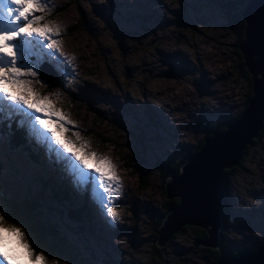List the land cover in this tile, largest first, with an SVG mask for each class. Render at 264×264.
Returning <instances> with one entry per match:
<instances>
[{"label": "rangeland", "instance_id": "rangeland-1", "mask_svg": "<svg viewBox=\"0 0 264 264\" xmlns=\"http://www.w3.org/2000/svg\"><path fill=\"white\" fill-rule=\"evenodd\" d=\"M247 2L44 0L45 11L34 15L43 17L41 25L49 21L62 25L63 31L52 39L66 53L64 59L75 58L70 67L45 47L47 41L35 35L20 34L9 41L14 56L0 53V68L14 63L17 69L37 72V79L46 86L45 94L59 88L67 100L57 107L75 122V126L68 125L69 137L80 133V143L87 144L85 153L107 158L118 178V184L105 181L104 186L97 179L95 186L88 185L83 200L79 191L83 185L74 173L69 174L71 163L84 170L79 161L38 125L49 142L35 143L24 133L20 119L10 120L0 110V185L6 193L11 198L26 197L24 201L29 196L43 199L46 191L38 190L36 175L39 181L50 177L70 197L66 203L52 199L50 192L55 189L49 187V205L43 201L32 217L42 229L54 225L40 241L0 204L6 221L24 229L35 251L56 264L71 258V264H211L212 257L205 259L195 250L200 242L188 229L157 247L161 250L152 251L156 240L152 228L162 217L166 200L159 165L177 161L171 159H178L182 146L194 150L212 128L234 120L246 106L250 81L240 69L237 44L243 31L237 16ZM78 8L90 29L80 27ZM22 24H0V32L18 31ZM167 71L171 75H161ZM36 115L32 113L33 118ZM12 124L22 130L21 142L19 130L11 137ZM182 155L187 159L186 153ZM138 159L134 165L132 160ZM139 176L146 178L147 188L138 191ZM227 185L224 248L253 247L264 238V130L231 172ZM106 186L109 193L104 192ZM72 200L96 209L95 216L86 208L87 213L82 212L83 229L76 219L79 215L68 211ZM108 206L118 212L119 221L107 214ZM32 207L36 210V205ZM70 222L73 225L68 227ZM98 236L107 240L101 248L97 247ZM81 245L92 246L95 255L99 248L107 262L91 254L84 259Z\"/></svg>", "mask_w": 264, "mask_h": 264}, {"label": "water", "instance_id": "water-1", "mask_svg": "<svg viewBox=\"0 0 264 264\" xmlns=\"http://www.w3.org/2000/svg\"><path fill=\"white\" fill-rule=\"evenodd\" d=\"M237 17L243 21V38L237 48L250 75L251 96L242 112L225 123L223 131L204 135L202 146L188 155L178 174L165 177L166 197H177L179 201L160 225L157 247L184 224L206 230L198 246L216 247L226 188L223 169L236 166L246 146L260 133L264 120V0H249ZM214 264H264V240L239 256L221 254Z\"/></svg>", "mask_w": 264, "mask_h": 264}, {"label": "clouds", "instance_id": "clouds-1", "mask_svg": "<svg viewBox=\"0 0 264 264\" xmlns=\"http://www.w3.org/2000/svg\"><path fill=\"white\" fill-rule=\"evenodd\" d=\"M41 19H43V17H41ZM44 25L46 27H41L36 31L37 35H43V33L51 27L60 29L59 32L53 33L56 36L63 31L62 25L55 21H49ZM54 43L57 46V42ZM59 51L61 55H66L62 50L59 49ZM74 59L73 56H68V61L70 63L73 62ZM69 83L72 84L74 82L70 81ZM45 87L46 86L37 79L36 74L30 69L21 70L0 68V96L4 97L5 100L12 104L19 106L23 110L39 114L35 117L36 124L39 128L43 129L44 132L49 133L53 141L62 149L68 147L72 149V153H75L79 150L81 145L80 133H71L73 138L69 137V128L67 125L72 124L75 126V122L69 118L68 113L57 107L58 104L64 103L67 100V97L59 88L45 94ZM61 137L63 139V145L59 143ZM203 138L201 139L202 141ZM199 142L200 141L197 143ZM187 151L190 150L187 149ZM227 189L228 185L223 193V203L228 197ZM88 211L90 212L89 209ZM115 212L116 215L112 218L119 221L121 217L116 210ZM171 238H173V235ZM169 240H167V243ZM263 240L264 238L255 242L252 249H255V247ZM105 242H107V240H105ZM243 249L236 251L229 250L232 253L226 254L230 256H239L240 254L238 253ZM0 262H3V264H56L55 261H49L44 256L43 252H37L31 247L26 233L21 226L4 220L2 216H0Z\"/></svg>", "mask_w": 264, "mask_h": 264}, {"label": "trees", "instance_id": "trees-1", "mask_svg": "<svg viewBox=\"0 0 264 264\" xmlns=\"http://www.w3.org/2000/svg\"><path fill=\"white\" fill-rule=\"evenodd\" d=\"M78 12H79V15L81 16L80 19H79L80 27L84 26V29L85 28L90 29V27L84 21V19L82 17V12H81V10L79 8H78ZM239 22H240V24H242V31H243V22H242V20H239ZM237 54L241 58L240 52H237ZM239 63H240V66L245 71V75H246L248 81H250V79H249L250 75L247 73L245 67L242 65V58H241ZM248 95H249V97L251 96L250 92L248 93ZM248 95H247V98H248ZM237 116L238 115H236V117ZM262 123L263 124H262V127L260 129V133H262L263 130H264V120H263ZM224 128L225 127H224V122H223V123L220 124V126L217 125V126H215V128H212L207 135H211L213 131H221ZM15 133H16L15 130H11L10 131L11 137H13L15 135ZM260 133H259V135H260ZM18 135L20 137V142H21L22 138H21V134L19 132H18ZM259 135L257 137H255V138H253L252 141L246 146V148L244 149L243 153L241 154L240 160H239L237 165H239V163L242 162L244 154L247 152L249 146L252 144V142H256L258 140ZM196 146L197 147H195V149L192 150V151H187V148L185 146H183L182 149L184 151H181V155L178 157V159H171V160H177V161H175L173 163H166L164 161L163 164L159 165V167H160L159 174L161 176V180H162L163 184H164V180H165V177L167 176V174H175L176 175V174H178L180 172L179 168L182 165V163H184L185 160H186V159L183 158V155H182L183 152L186 153L185 156H188L190 153L197 152L199 150V147L202 146V140H200V142L197 143ZM132 161H133L132 163L134 165H138V163L140 162V159L132 160ZM0 168H1L0 169V172H1V170L3 168V166L1 164H0ZM236 168H237L236 166H232L230 168H224L223 169L222 176H223V180L225 182V187L228 184V179L230 178L231 172L234 169H236ZM134 171L136 173V170H134ZM137 172L139 174H141V173H144L145 170H137ZM48 175H49V173H48ZM48 175H43V177L48 176ZM34 176H35V182L37 183V186H38V190L46 191V195H42L43 199H39L38 198V200H35L36 196H34V197L33 196H29L30 198H28L25 201L23 199H25L26 197H24L22 199L11 198L6 193L5 188L0 185V195H1L0 204H3V206L6 208V210H8L12 214H14V216L18 217V219L21 221V223L24 225V227L28 228V230L34 235V237L37 240L40 241V240H44V239H42V237H44L45 235H49V230L53 229L54 225L50 224V226H49V224H48V226H46V227H44L42 229V227L40 226V223L38 221L35 222L32 217H34L35 211H39V209L42 207L43 201H46L47 205H49V187L52 186L55 189L54 191L50 192V194L52 196V199L55 198V197H58L60 200L63 201V203H66V202L69 201L70 197L68 195H65L64 191L60 190L61 186L54 185V180H51L50 177L42 178L39 181L36 178V175H34ZM138 179H139V184L137 186V190L139 191V190L146 189L147 188L146 178L144 179V176L143 177L139 176ZM40 183H41V188H39V184ZM8 184H11V183L9 182ZM26 184L29 187L30 191H32L33 190V186L31 184V181H27ZM47 190H48V192H47ZM178 201H179V199L177 197H171L169 199L166 197V200H165V211L163 212L162 217L158 220L156 225L152 228V233L156 234V239L158 237V232H159V228H160V225H161L160 222L162 221V219H164V217L166 216L167 213H169L174 207H176L178 205ZM225 202H226V200H225ZM32 205H36V210L33 211ZM69 205L72 208L69 209L68 211L76 212L79 215L80 218H76V217H74V218L79 220L80 228L83 229V219L84 218L82 217L83 216L82 212H84L85 214L87 213L88 209L86 208V204L83 203V205H78V204H76L74 202V200H72ZM223 208H224V206H223ZM46 212H47V209H46ZM44 215L46 216L47 214L45 213ZM220 222H221V226H220V229H219V240H218L217 246H219L218 248H219L220 251L230 254L232 252H230L226 248H223L224 238H225V235H226L225 229L228 226V222L226 221L225 210H223V209H222V214H221V217H220ZM71 225H73V224L70 222L68 227H70ZM185 229H188L192 233L193 238L198 240L199 242H201V240H203L206 237V235H207V232H206V230L204 228L196 227V226L189 225V224L182 225L178 229V231L173 233L172 235L175 237V236L183 233ZM85 231L88 232L89 235H92L88 228H85ZM105 240H106L105 237H102V236L99 237L98 236L97 237V247L99 246L101 248L104 245ZM164 245H166V244H164ZM203 247L204 246L201 247V246H197L196 245L195 250L199 251L200 255L203 256V258L208 259L207 255L204 252V251L207 252V249L203 248ZM252 248L253 247L245 248L241 252H239L238 254L241 255V254L245 253L247 250H250ZM212 249H213V252H214L213 255H212V260H216L218 258V256H219V254H220V251L218 249H216V248H212ZM159 250H161V249L157 248L156 244H154L152 246V251L153 252H157ZM80 252H81V257H83L84 259L86 258V256H89V254H91V256H94V258H95V256H97V258L100 257L102 260L104 259L105 262H107V260H108L106 257L102 256L104 253H100L99 252V248H98V251L96 252V255H95V251H94L92 246L85 248V246L81 245V251ZM72 262H73V258L68 260L65 264H71ZM82 264H86V263H82ZM105 264H114V263L107 262Z\"/></svg>", "mask_w": 264, "mask_h": 264}, {"label": "snow or ice", "instance_id": "snow-or-ice-1", "mask_svg": "<svg viewBox=\"0 0 264 264\" xmlns=\"http://www.w3.org/2000/svg\"><path fill=\"white\" fill-rule=\"evenodd\" d=\"M7 2L14 7L8 8L5 13V6L0 5V24L12 25L20 22H23V24L21 27H19L18 31L8 33L0 32V53H3L8 57H13V47L10 46L9 41L15 40L20 34H26L28 36L35 35L42 41H47L45 47L58 54L59 57L63 58V55H61L59 48L54 43L55 40L52 39L53 36H56L53 33L60 31L59 28L51 27L48 28L47 31L43 33V35L36 34V31L39 28L46 27L44 24H40L41 17L34 15V13L45 11L46 5L44 3V0H7ZM53 59H55V57H53ZM64 62L70 67V62L68 60L64 59ZM5 69L17 68L13 63V66L5 67ZM33 72L36 74V77H39L37 72ZM0 100H4V97L0 96ZM3 108L5 113L10 117L19 114L20 117H22L20 119V124L27 127L30 134L35 136L41 142L45 140V137L43 133L39 131L35 118H33L31 112L24 111L22 108L14 104L4 105ZM59 143L63 145L62 137L59 139ZM86 148L87 144L81 143L79 150L75 153H72V149L68 147H64V151L67 153H71L75 157V159L79 161V164L83 166V169L93 170L98 174V177H92V183L94 186L97 179L100 181L101 185H103L105 181H110L112 184H118V178L110 161L107 158H98L95 153H91L90 155L86 154ZM57 156H59V153H57ZM60 158L63 159V157ZM71 171L75 174L78 182L86 183L88 181L89 175L87 174V172L81 171L80 168L76 167L75 165L71 166ZM104 192L109 193L110 189L108 187H105ZM93 194L94 197L98 198L99 194L96 193L95 187H93ZM106 212L111 217H114L116 215L115 208L113 206H108L106 208ZM0 216H2L4 220H6V215L4 213L0 212Z\"/></svg>", "mask_w": 264, "mask_h": 264}, {"label": "flooded vegetation", "instance_id": "flooded-vegetation-1", "mask_svg": "<svg viewBox=\"0 0 264 264\" xmlns=\"http://www.w3.org/2000/svg\"><path fill=\"white\" fill-rule=\"evenodd\" d=\"M249 1V0H248ZM247 4V3H246ZM239 20H242V19H240L239 18ZM243 22V21H242ZM170 65H167V67H169ZM240 69H241V73L242 74H244L245 75V71L243 70V68L240 66ZM171 72H172V70H171ZM168 73V71L167 72H161V75L162 76H166V74ZM173 74V73H172ZM223 126V125H222ZM224 127H225V123H224ZM241 163V162H240ZM240 163H239V165H237L236 167H239L240 166ZM223 206H224V208H223ZM222 208H223V210H226V208H227V202H224L223 203V205H222ZM173 238H174V236H173ZM173 238H171L168 242L169 243H171L172 241H173ZM202 247V246H201ZM219 246H217L216 245V247H214V248H216V249H218L219 250V248H218ZM203 248H206L207 249V252L206 251H204L205 252V254L207 255V258H209V257H212V255H213V249L212 248H209V247H203ZM223 248H224V245H223ZM220 251V250H219ZM221 254H226V252H222V251H220V254H219V256L221 255ZM218 256V257H219ZM214 262H215V260H212L211 261V263L212 264H214Z\"/></svg>", "mask_w": 264, "mask_h": 264}, {"label": "bare ground", "instance_id": "bare-ground-1", "mask_svg": "<svg viewBox=\"0 0 264 264\" xmlns=\"http://www.w3.org/2000/svg\"><path fill=\"white\" fill-rule=\"evenodd\" d=\"M206 50V49H205ZM182 54V53H181ZM4 57V56H3ZM82 57V56H81ZM188 62V61H187ZM91 72V71H90ZM141 85V84H140ZM95 87V86H94ZM99 89V88H98ZM104 91H105V89H104ZM110 93V92H109ZM158 95V94H157ZM108 97V96H107ZM159 98V97H158ZM153 100V99H152ZM114 102V101H113ZM162 102V101H161ZM146 104V103H145ZM152 106V105H151ZM156 106V105H155ZM154 106V107H155ZM161 106V105H160ZM165 118V117H164ZM115 123V122H114ZM39 131H40V129H39ZM72 162V161H71ZM77 167H78V165H77ZM87 171L91 174V175H96V173H94V172H92V171H90V170H88L87 169ZM108 183V182H107ZM107 187V186H106ZM101 207V206H100Z\"/></svg>", "mask_w": 264, "mask_h": 264}]
</instances>
